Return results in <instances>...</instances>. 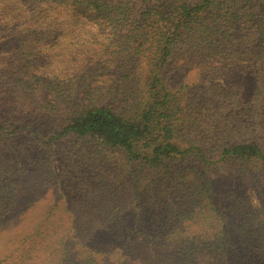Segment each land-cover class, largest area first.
<instances>
[{
	"label": "trees",
	"instance_id": "16d2710c",
	"mask_svg": "<svg viewBox=\"0 0 264 264\" xmlns=\"http://www.w3.org/2000/svg\"><path fill=\"white\" fill-rule=\"evenodd\" d=\"M41 23L47 44L69 32L75 74L23 62ZM0 34L18 57L0 67V231L45 154L71 164L78 193L93 188L106 236L54 246L58 225L38 221L14 240L19 264L38 251L53 264H264V0H0ZM184 66L204 74L187 81ZM226 163L257 206L212 177Z\"/></svg>",
	"mask_w": 264,
	"mask_h": 264
},
{
	"label": "rangeland",
	"instance_id": "374dc122",
	"mask_svg": "<svg viewBox=\"0 0 264 264\" xmlns=\"http://www.w3.org/2000/svg\"><path fill=\"white\" fill-rule=\"evenodd\" d=\"M57 21L58 20H56L55 26H59L60 30L63 27L65 30H70L69 32L76 29V23H67L65 21L60 23ZM67 24H69V28L64 26ZM39 28H44V24L41 23L40 26L39 24H35L29 29L31 34L26 39L25 44L20 48L21 52H19V54L24 59L23 62L25 61L30 69L42 73L43 75L47 74L48 76H53V78L54 76L60 77L69 73L75 74L79 67L75 68L74 62L77 59L73 56V51L71 49L73 47L70 42V37L67 35L69 32L66 33V31H64V35H57L56 31L49 30L48 34L54 35L55 40L51 44H47L43 41L47 36V30H40ZM7 36L9 35L0 34V40L5 39ZM87 39L89 42L90 38L87 37ZM10 48H0V67H5L8 63L18 60V57L16 58V56L9 53L14 49ZM8 54H10L9 56L12 55L11 59L7 58ZM177 64H181L180 61H178ZM188 69V66H184V68L181 69V72H183L182 76L187 81L194 80L197 74H204L203 67L195 68L194 66ZM251 81L252 80L249 79V82ZM222 88L223 86H221V89ZM43 157L45 159V164L47 162V166L40 163L36 167H31L27 173L17 180L19 191L17 205L18 222L14 225V229L0 231V264H19L16 250H18L20 254L21 251L19 248L13 246L15 243L14 240L18 238V233L27 232L29 230L32 231L34 228L33 226L38 221L48 219L50 221H55L58 225V233L54 235V240L56 238L54 246L59 245L58 238L60 237H64L65 241H72L74 244L82 242L83 239L87 240L88 237L95 234L100 239L106 238L100 228L93 222L95 217L91 215L93 211L91 204L95 203L96 200L94 193L91 194L93 188L90 187L86 191L83 190L78 193V185H76L74 177L71 176L76 170L70 168L71 164L67 163L61 155L60 157H50L41 154V156L37 158ZM50 160L56 169L48 166L50 165ZM68 169L70 170L69 172ZM64 172L67 174H64ZM245 176L246 175L242 173L234 172L233 166L229 163L222 165L219 172L216 171L212 174L213 178H221L220 181L226 180V182L233 185V187L240 186L245 190L244 192L248 196L250 203L253 206H257L258 199L255 195L253 183L248 182ZM82 192H84L83 195ZM52 231L53 229L50 228L49 232ZM106 244L109 247H113V243L106 242ZM137 249H140L141 253L139 258H141V260L145 259L144 256H142L143 254H149L146 247L140 243ZM36 254L38 256L41 254L39 259H33L29 262L53 264V260L49 263L50 254L47 252L43 253L42 251H38ZM134 262V264H139L138 256L135 258Z\"/></svg>",
	"mask_w": 264,
	"mask_h": 264
}]
</instances>
